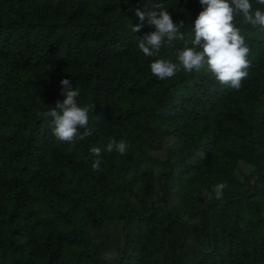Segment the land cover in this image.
<instances>
[{"label": "trees", "instance_id": "trees-1", "mask_svg": "<svg viewBox=\"0 0 264 264\" xmlns=\"http://www.w3.org/2000/svg\"><path fill=\"white\" fill-rule=\"evenodd\" d=\"M146 2L0 0V264H264V29L234 18L250 48L239 90L204 69L160 80L151 62L178 63L203 8L155 0L185 39L147 57ZM62 79L90 108L74 143L37 116Z\"/></svg>", "mask_w": 264, "mask_h": 264}, {"label": "clouds", "instance_id": "clouds-1", "mask_svg": "<svg viewBox=\"0 0 264 264\" xmlns=\"http://www.w3.org/2000/svg\"><path fill=\"white\" fill-rule=\"evenodd\" d=\"M203 10L194 21L192 32L194 38L188 41L182 49H176L178 63L169 60L156 59L150 64L153 76L160 80L174 77L179 71L188 73L200 72L202 69L211 73L221 84L231 89L239 90L242 81L248 76L251 63L248 59L250 48L235 25L237 15L253 27L264 29V10H253L250 0H199ZM264 5V0H257ZM135 16L143 23L155 27V31L148 33L138 42L139 50L147 57L157 56L162 46L175 47V41H184L185 36L181 29L185 27L183 20L175 23L164 8L163 4L155 0H147L143 7L134 10ZM142 24L132 27L133 32H139ZM191 46H188V45ZM61 96L54 107L47 111L37 112L51 123V130L58 141L74 143L90 136L88 106H79L77 97L79 91L72 89L68 79H62ZM95 105H92L91 111ZM79 129H84L80 132ZM128 144L124 140L117 141L109 138L106 145L108 152H116L123 156L128 151ZM102 147H92L91 154L97 159L92 164L93 171H99L101 165ZM227 185L220 183L214 187L217 197Z\"/></svg>", "mask_w": 264, "mask_h": 264}]
</instances>
